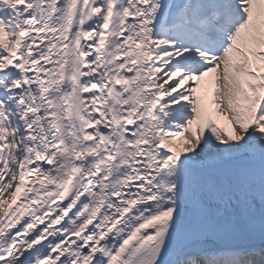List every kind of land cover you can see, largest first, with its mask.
<instances>
[{
	"label": "snow or ice",
	"instance_id": "obj_1",
	"mask_svg": "<svg viewBox=\"0 0 264 264\" xmlns=\"http://www.w3.org/2000/svg\"><path fill=\"white\" fill-rule=\"evenodd\" d=\"M0 264H264V0H0Z\"/></svg>",
	"mask_w": 264,
	"mask_h": 264
}]
</instances>
